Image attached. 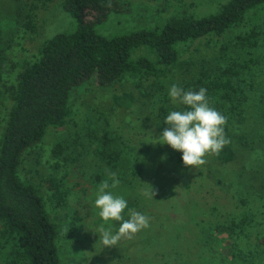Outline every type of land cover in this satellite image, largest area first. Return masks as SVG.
<instances>
[{
  "label": "trees",
  "instance_id": "16d2710c",
  "mask_svg": "<svg viewBox=\"0 0 264 264\" xmlns=\"http://www.w3.org/2000/svg\"><path fill=\"white\" fill-rule=\"evenodd\" d=\"M127 7L123 0H61V9L73 27L43 41L33 62L26 64L16 84L6 89L12 106L0 135V264H61L58 244L76 247L79 219L69 202L72 196L74 201L79 199L78 193L68 187L63 177L51 175L43 180L49 192L44 196L37 186L19 176L26 151L42 143L48 130L66 125L76 92L90 84L105 90L136 80L133 86L145 91L146 100H142L152 121L165 129L167 114L186 109L168 96L166 87V80L184 54L181 47L204 37H225L242 28L250 16L264 12V0H226L216 11L203 16L183 10L152 29L127 35L106 37L96 31L98 24L111 14L126 12ZM17 15L20 17L19 11ZM20 23L28 32H36L30 13L22 12ZM262 26L260 30L239 31L218 53L197 61L193 73L189 72L179 85L186 91L206 88L210 106L227 117L225 133L230 143L219 153H210L214 168L222 169L211 168L207 173L200 170L202 180L221 183L223 179L236 198L244 197L239 198L241 203L250 204L251 196L264 207ZM142 48L147 55L132 59V52ZM231 48L234 51H229ZM4 49H0V69L5 61ZM2 100L0 93V105ZM87 138L88 145L95 148L85 153H93L97 162L92 183L108 180L111 184V174L115 173L119 186H128L133 192L136 178L145 172L146 154L142 152L143 158L139 159L135 154L133 165L124 166L129 162H123L125 153L129 157V148L122 147L109 130L98 135L89 128ZM83 146L80 144V148ZM82 155L76 142H59L52 154L64 163L78 162ZM47 204L60 219L61 229L51 220ZM147 206L148 201H136L133 207L148 215ZM224 230L222 233L233 234L231 226ZM233 245L237 246L235 242ZM231 253L232 264L254 259L251 252L244 256L233 248Z\"/></svg>",
  "mask_w": 264,
  "mask_h": 264
},
{
  "label": "rangeland",
  "instance_id": "374dc122",
  "mask_svg": "<svg viewBox=\"0 0 264 264\" xmlns=\"http://www.w3.org/2000/svg\"><path fill=\"white\" fill-rule=\"evenodd\" d=\"M123 1L128 3L126 12L111 14L98 24L96 31L99 34L113 37L152 29L183 10L187 14L203 16L216 11L226 2ZM22 12L32 15L36 25L34 34L22 27ZM262 25L264 12H257L247 19L242 28L225 37H204L182 46L184 54L166 80L167 90L173 83L185 81L189 72L193 73L197 61L218 53L223 44L232 41L239 31L260 30ZM72 27V20L61 9V0H0V49L5 48V61L0 69V93L3 94L0 135L12 106L6 89L14 86L20 71L26 64L33 62L43 41ZM231 50L234 51L233 48ZM229 51L226 52L230 54ZM146 55L142 48L133 51L131 58ZM134 82L136 80L130 79L105 90L93 84L80 88L71 99V116L66 125L48 130L42 143L28 149L22 157L19 176L37 186L44 196H48L49 192L43 180L51 175L63 177L68 187H73V192L79 195V199L74 201L72 196L69 202L76 210L75 218L79 219L78 242L75 248H64L62 242L58 244L61 264H232L229 258L233 248L244 256H249L250 252L254 256V259H248L243 264H264V207L251 196L248 199L250 204L241 203L239 198L244 197L236 198L227 186L228 182L223 179L221 183H217V180L203 181L200 170L207 173L214 168L210 153L206 155L204 165L194 168L183 164L181 152L167 144L157 143L164 129L152 121L143 104L146 100L145 91L134 87ZM89 128H93L98 135L102 134V130H109L119 139L122 147L129 148V157L125 153L123 160L129 162L124 166L133 165L135 154L138 159L143 158L142 152L146 154L143 161L145 172L136 178L133 192L125 185L110 187L106 191L123 196L128 201V207L122 213L124 219L130 218L133 209L147 214L133 206L136 201H148L150 226L134 234L131 239L122 238L113 247L104 246L97 231L101 224H105V227L111 225L115 232L120 222L105 223L95 206L100 184L92 183L97 162L93 153L87 154L95 148L87 143ZM59 142H76L77 151H83L80 160L64 163L53 158V149ZM80 144L84 145L83 148H80ZM214 169L217 171L222 168ZM226 189L229 193L225 192ZM47 210L51 220L61 229L60 219L51 213L48 204ZM230 226L231 236L222 233V230L226 232L224 228L229 229Z\"/></svg>",
  "mask_w": 264,
  "mask_h": 264
},
{
  "label": "clouds",
  "instance_id": "9594fccd",
  "mask_svg": "<svg viewBox=\"0 0 264 264\" xmlns=\"http://www.w3.org/2000/svg\"><path fill=\"white\" fill-rule=\"evenodd\" d=\"M168 96L174 101L186 106L182 111H171L164 123L168 125L158 138L160 144H167L173 150L182 153L185 166L197 167L206 163V155L219 153L230 140L226 137L225 125L227 117L211 107L207 97V89L200 87L198 91L185 90L178 83H173L168 90ZM111 185L108 180L100 183L95 206L99 216L107 223L120 222L118 230L101 224L98 228L99 239L104 246L113 247L122 238L131 239L142 229L150 226V217L131 210L130 218L124 219L122 213L128 207V201L123 196L114 195L107 189L119 186L115 173L111 174Z\"/></svg>",
  "mask_w": 264,
  "mask_h": 264
}]
</instances>
